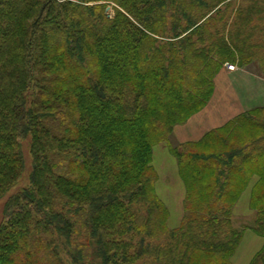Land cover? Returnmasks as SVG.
Wrapping results in <instances>:
<instances>
[{
  "label": "trees",
  "instance_id": "trees-1",
  "mask_svg": "<svg viewBox=\"0 0 264 264\" xmlns=\"http://www.w3.org/2000/svg\"><path fill=\"white\" fill-rule=\"evenodd\" d=\"M99 1L0 0V198L27 137L31 156L3 208L0 264H59L63 249L73 264H231L244 229L264 236V107L197 141L173 127L206 105L224 63L258 58L264 73V0H108L111 17ZM159 142L185 186L173 228L154 186ZM253 175L254 218L237 228ZM248 264H264V243Z\"/></svg>",
  "mask_w": 264,
  "mask_h": 264
},
{
  "label": "crops",
  "instance_id": "crops-1",
  "mask_svg": "<svg viewBox=\"0 0 264 264\" xmlns=\"http://www.w3.org/2000/svg\"><path fill=\"white\" fill-rule=\"evenodd\" d=\"M246 66H222L214 77L213 93L207 104L192 114L184 123L173 127V136L179 143L199 140L206 132L222 126L234 116L257 106H264V86ZM151 165L157 178V195L168 209L167 224L177 227L184 214L185 186L179 176L177 160L166 142L152 146ZM258 176L253 175L233 207L235 216L252 214L249 207L250 190ZM264 237L251 229H244L232 257L231 264H248L261 248ZM242 260V262H240Z\"/></svg>",
  "mask_w": 264,
  "mask_h": 264
},
{
  "label": "rangeland",
  "instance_id": "rangeland-1",
  "mask_svg": "<svg viewBox=\"0 0 264 264\" xmlns=\"http://www.w3.org/2000/svg\"><path fill=\"white\" fill-rule=\"evenodd\" d=\"M99 2H101L103 5L105 4V13L107 14V16L111 17V16L114 15V12H115L114 8L118 7V5L115 2L108 1V0H101ZM89 3L91 4L92 2H89ZM12 4H14V3H12ZM256 24H257V22H256ZM224 65L225 64H223V66ZM244 66L248 67V69L251 70L252 72H254L257 76L261 77L258 80H261V83L264 86V73L262 72L260 63L258 62V58L252 59L248 64H245ZM261 107H264V106H261ZM232 128L233 127L230 126L227 129H225V130H219L217 132L218 133L217 135H219V136L220 135H226V134H228L230 132H233ZM242 132H244L243 128L241 130V135H243L242 138H248L250 136L254 137V136L257 135V133H259V131H256V130H254L251 127H246V133L243 134ZM229 137L232 138L231 136H229ZM29 142H30V137H27L21 143V148H22L23 157H24V169H23V172H22V175H21L20 179L18 180V182L14 186H12L4 194L3 197L0 198V221L3 219V208H4V205H5L6 201L9 199V197L12 194L16 193L17 191L21 190L22 188L27 187L28 184H29V175H30V172H31V156H30V152H29ZM253 218H254V211L252 210V214H250V215L239 216V217L235 216L233 218V224L235 225V227L241 228L245 224H251ZM167 226H168V224H167ZM60 248H62V245H60ZM68 249H69V247H68ZM58 258H59V264H73L69 253L66 252V250H64V249L59 252Z\"/></svg>",
  "mask_w": 264,
  "mask_h": 264
},
{
  "label": "bare ground",
  "instance_id": "bare-ground-1",
  "mask_svg": "<svg viewBox=\"0 0 264 264\" xmlns=\"http://www.w3.org/2000/svg\"><path fill=\"white\" fill-rule=\"evenodd\" d=\"M240 262H242V260H240ZM240 264V263H239Z\"/></svg>",
  "mask_w": 264,
  "mask_h": 264
}]
</instances>
